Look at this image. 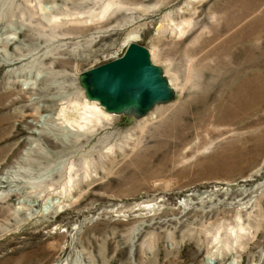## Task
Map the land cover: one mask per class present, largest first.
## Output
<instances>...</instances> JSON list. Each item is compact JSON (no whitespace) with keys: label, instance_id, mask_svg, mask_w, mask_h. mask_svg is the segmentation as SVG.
I'll use <instances>...</instances> for the list:
<instances>
[{"label":"rangeland","instance_id":"374dc122","mask_svg":"<svg viewBox=\"0 0 264 264\" xmlns=\"http://www.w3.org/2000/svg\"><path fill=\"white\" fill-rule=\"evenodd\" d=\"M133 42L174 101L65 123ZM0 264H264V0H0Z\"/></svg>","mask_w":264,"mask_h":264},{"label":"water","instance_id":"95a60500","mask_svg":"<svg viewBox=\"0 0 264 264\" xmlns=\"http://www.w3.org/2000/svg\"><path fill=\"white\" fill-rule=\"evenodd\" d=\"M85 97L110 114L147 115L157 105L175 99V89L161 67L151 60L149 50L130 43L120 58L80 75Z\"/></svg>","mask_w":264,"mask_h":264},{"label":"bare ground","instance_id":"6f19581e","mask_svg":"<svg viewBox=\"0 0 264 264\" xmlns=\"http://www.w3.org/2000/svg\"><path fill=\"white\" fill-rule=\"evenodd\" d=\"M134 39V38H133ZM132 39V40H133ZM209 75V74H208ZM196 80V79H195ZM171 86L174 87L173 85V82L172 81H169ZM246 85V84H245ZM214 86V85H213ZM217 86V85H216ZM212 87V86H211ZM249 86H244L242 85V87H239V92H243L245 91L246 88H248ZM214 88V87H213ZM235 90V89H234ZM233 93V91H232ZM211 94V93H209ZM251 94V93H250ZM234 97V95H233ZM215 98V97H214ZM235 98V97H234ZM88 100V99H87ZM252 100V99H251ZM254 100V99H253ZM252 100V101H253ZM89 101V100H88ZM233 101V100H231ZM91 102V101H90ZM216 102V101H215ZM254 102V101H253ZM97 103V102H96ZM96 103H94L93 105H90V106H84L83 107H76V110L74 112V114L72 116L68 115L66 110H63V112L61 113V116H62V119L64 120L65 123L71 125L72 127H77L78 129H83L85 125L88 126V124L92 123L94 119H98V118H105L106 120H109L110 119V113H106L105 111H103V109L101 110V108L98 106L95 105ZM218 103V102H217ZM100 105V104H99ZM220 105V104H219ZM151 112V111H150ZM149 112V113H150ZM148 113V114H149ZM147 114V115H148ZM109 115V116H108ZM112 115H115V114H112ZM147 115L145 116H142V117H138V118H145ZM158 115V114H157ZM179 125V124H178ZM170 126V125H169ZM174 128V127H173ZM173 128H170V129H173ZM176 128V127H175ZM76 129V128H75ZM164 128H162L163 130ZM169 129V128H168ZM165 130V129H164ZM167 131V129H166ZM179 131V130H178ZM143 132V131H142ZM178 133V132H177ZM165 134V132H164ZM192 134V133H191ZM174 135V133L172 134V136ZM189 135V134H188ZM171 136V137H172ZM187 136V135H186ZM170 137V136H169ZM168 138V137H166ZM157 144V143H156Z\"/></svg>","mask_w":264,"mask_h":264}]
</instances>
